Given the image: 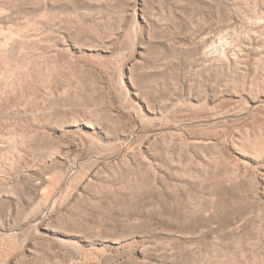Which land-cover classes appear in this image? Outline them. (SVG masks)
<instances>
[{
	"label": "rangeland",
	"instance_id": "374dc122",
	"mask_svg": "<svg viewBox=\"0 0 264 264\" xmlns=\"http://www.w3.org/2000/svg\"><path fill=\"white\" fill-rule=\"evenodd\" d=\"M0 264H264V0H0Z\"/></svg>",
	"mask_w": 264,
	"mask_h": 264
}]
</instances>
